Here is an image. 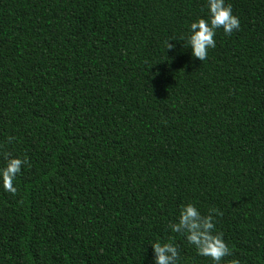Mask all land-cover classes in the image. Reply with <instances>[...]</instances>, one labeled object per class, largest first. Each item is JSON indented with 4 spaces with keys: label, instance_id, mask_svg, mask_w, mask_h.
<instances>
[{
    "label": "trees",
    "instance_id": "obj_1",
    "mask_svg": "<svg viewBox=\"0 0 264 264\" xmlns=\"http://www.w3.org/2000/svg\"><path fill=\"white\" fill-rule=\"evenodd\" d=\"M224 3L239 29L201 61L208 0H0V171L26 160L0 188V264H155L152 243L213 264L188 203L221 264H264V0Z\"/></svg>",
    "mask_w": 264,
    "mask_h": 264
},
{
    "label": "clouds",
    "instance_id": "obj_2",
    "mask_svg": "<svg viewBox=\"0 0 264 264\" xmlns=\"http://www.w3.org/2000/svg\"><path fill=\"white\" fill-rule=\"evenodd\" d=\"M208 14L207 20L198 18L188 28V44L191 47V54L201 61L206 58L207 50L215 46L212 39L215 29L222 25L225 34L230 33L233 28L239 29L238 18L232 14L231 7L225 5L224 0H208ZM7 157L4 168L0 171V188L15 194L17 189L14 181L26 160L13 158L10 154H7ZM198 217L199 213L196 208L188 203L183 206L180 213L178 227L187 226L186 241L195 247L197 255L209 257L213 264H221L224 257L231 255V250L219 233L212 236L206 234L209 230H214V222H210L211 218L206 217L202 224H198ZM200 228L204 231H200ZM152 248L155 253V264H169V261H174L177 256L176 248L171 243L163 246L160 243H152ZM231 264H238V262L233 260Z\"/></svg>",
    "mask_w": 264,
    "mask_h": 264
}]
</instances>
